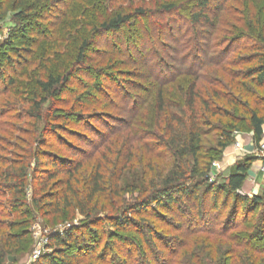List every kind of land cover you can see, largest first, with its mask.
<instances>
[{"label":"trees","instance_id":"obj_1","mask_svg":"<svg viewBox=\"0 0 264 264\" xmlns=\"http://www.w3.org/2000/svg\"><path fill=\"white\" fill-rule=\"evenodd\" d=\"M96 1L105 12L93 19ZM231 1L167 0L155 11L139 8L134 14H108L106 0H0V18L8 2L15 24L0 45V152H5L4 144L16 150L13 159L0 157V199L11 197L10 203L0 201V264L10 255L30 251L33 212L45 218L64 217L73 206L87 226L54 233L53 252L34 264H264V191L252 198L242 193L254 159L237 163L223 183L209 177L237 131H252L257 145L264 136V0H243L235 7ZM76 9L80 14L74 15ZM30 26L34 31L25 36ZM162 34L169 35L166 41ZM182 37L187 38L184 45ZM209 38L211 50L206 45ZM112 39L115 50L98 52V69L85 64L95 60L88 57L89 50L94 51L91 45L102 41L107 48ZM17 41L21 45H15ZM150 43L160 45V51ZM170 44L177 46L172 49ZM169 49L167 56L160 53ZM120 56H126L127 65L145 67L148 74L138 79L150 80L151 85H122L130 80L120 83L114 77L122 70L121 62L112 57ZM212 66L213 75H206ZM82 68L87 81L78 78L77 85L75 74ZM116 81L120 84L113 89L116 102H109L108 87ZM96 96L103 99L97 105ZM145 112L152 114L156 131L147 125L137 129ZM117 116L122 127L112 134L135 130L136 142L145 143L149 153L166 155V165L158 168L150 160L152 171L133 176L130 184L133 165L128 164L134 159L126 151L128 144L110 176L104 163L95 164L83 185V200L75 185L82 184L78 174L84 164L54 149L78 154L68 138L80 142L91 128L103 138L89 122L99 124ZM22 120L38 132L29 143L15 137L23 131L11 121ZM74 125L84 130L76 131ZM47 136L53 140L48 142ZM109 181L114 185L108 187ZM30 184L34 193L29 209L25 199ZM111 191L119 199L116 204L91 207ZM256 206L263 210L254 222L250 218ZM150 217L169 231L160 233ZM96 224H106L109 231L94 230ZM81 228H92L86 241L75 236ZM105 235L111 240L98 250Z\"/></svg>","mask_w":264,"mask_h":264},{"label":"rangeland","instance_id":"obj_2","mask_svg":"<svg viewBox=\"0 0 264 264\" xmlns=\"http://www.w3.org/2000/svg\"><path fill=\"white\" fill-rule=\"evenodd\" d=\"M110 1L106 0V6H107L106 12L108 14H113V13H118V14L119 13H124V14L133 13L134 14V11H136L139 8L147 9L148 11H155V10L159 9L161 7V5H163L167 2V0H118L116 3L112 2V1L110 2ZM5 2H6V0H5ZM239 2L242 3L243 0H236V1L233 0L229 4L233 5L232 7H235ZM96 3H97V5H96V8L94 10V13L91 16L92 18L94 16L97 17L99 15H102L105 12V11L102 12L103 9H101L100 1H96L94 4H96ZM73 9H75V8H73ZM73 9H72V13H73ZM79 10H81V9H76V11H74V15L80 14ZM96 10H99V12H97ZM13 16H14V12L12 11L9 3L7 2L3 17H2V19L0 18V45L5 43L9 39V37L12 33V30L15 28V24L13 23V18H14ZM84 21H85V19H84ZM151 21L155 22L156 20L153 19ZM78 22H79V20H78ZM154 25H156V24L151 23V26H154ZM159 25H161V24H159ZM32 31H34V29H32L30 26L29 28H27V31L24 32V35L29 36V34H31ZM149 31L151 32L150 34H152V30L150 29ZM142 35H144V33H142ZM176 35H177L176 36L177 40H179V37H180L179 34H176ZM146 36H147V33H146ZM148 36H150L149 33H148ZM161 36L163 37V40H165V41H166V38L169 37L168 34H167V37L164 34H162ZM113 39H114V37H113ZM113 39L110 40L111 43L108 42V46H106L107 48L104 47L102 41L99 42L98 45H96V46L91 45V48H93L94 51L89 50L88 57L91 58V60L92 59L96 60L98 58V54H99L98 52H100V51H105L106 53L110 54L111 50L112 51L115 50V49H112L110 46V45H112V42L115 41ZM186 39L187 38H184V37H182V39H180V40H182L181 42L183 45H184V43H186V41H185ZM118 40H120V43L126 42V41L124 42V40H126V39L119 38ZM21 42L22 41H17L14 44L19 46V45H21ZM139 44H141V43H139ZM170 45H172L171 46L172 49H175L173 47L177 46V44H170ZM206 45L209 47V50H211L212 45L210 47V38L208 39V41H206ZM140 46H143V45H140ZM149 46L150 47L154 46V49H156V48L158 50L160 49V45H155V44L151 45V43H150ZM95 51H97V52H95ZM160 53L162 55L167 56V54L169 55V53H170V49L168 50V52L161 51ZM163 53H166V54H163ZM105 56H107V55H105ZM115 56H119V55L115 54ZM112 58L114 59L115 63L118 61L121 62L119 65L120 70L133 72L134 76H130L128 78L126 76L125 77L122 76L124 74V73H122V71H120V72H118V74L114 75V77L119 82L120 81L122 82L123 79L124 80H128V79L130 80V83L126 84V85L123 84V82L122 83L120 82L126 88L133 87V86H135L136 83H138V84L143 83L144 85H148V86L151 85L150 80H147V82H145V81L142 82L143 80L138 79L141 74H142V76L143 75L146 76L148 74V71L146 70L145 67H143V66L136 67L134 65H132V66L127 65L126 64L127 63L126 56H124V57L120 56L118 58L112 57ZM98 59L96 61L93 60L91 62L86 61L85 64L90 66L91 68L96 69L97 66H95V64L98 61ZM165 59L168 60V57H165ZM98 68L99 67H97V69ZM213 70H216V68H214L212 66V67H208V69H206L204 72H207L206 75L208 74L210 76V75H213V72H214ZM75 75L77 76V78ZM75 75H74L73 79L76 78L77 85H78V78L80 81H83V82L87 81V79H85V77H84L87 75L86 70L84 68L79 70V72ZM131 81H132V83H131ZM119 82L116 81L117 84H112V83L109 84L108 90H109V88L112 90L110 92L107 90L109 93V96L111 97V98L107 99L109 102L110 101L116 102L115 101V98H116L115 94H117V93H113V91H115L113 89H116L114 87L120 86V84H118ZM69 87H70L69 89L71 90V87H74V89H75L76 86H69ZM173 89L174 88L171 87L170 91H173ZM93 99H94L93 101H94V103H96V105L100 104V102L103 100L102 96H96ZM105 102H107V101H104L103 103H105ZM121 104L124 107V104L123 103H121ZM88 105H91V102H89ZM26 107H27V105H25V108ZM95 108L96 107L93 106L91 110H94ZM147 113L145 112V114L148 115V117L145 115V118L142 119V123H140L138 125L137 129L142 128V126L146 127V125H147V126L151 127L150 128V129H152L151 131L154 132L156 130L154 128V125H152L153 124V122L151 120L152 114L151 113L147 114ZM114 114L119 115V112H117V113L115 112ZM149 114H150V116H149ZM117 121L119 122V117L116 119H112V120L109 118H105L104 121L102 123H99V124H97L94 120L89 122V124L95 128V130L97 131L98 134L103 132V138H100L99 136H97L95 132L92 133L93 128L88 129L87 131H84V134L79 139L80 142H76V140L74 138H68L72 142V147L74 149H78V154L74 150H73L74 152H72V151L67 150V148H63V147L54 149L56 152L60 151V154H62L65 158H68V159H70L76 163L82 162L84 164L81 172L78 174V177H80L81 181L83 180L82 184L75 185V190L79 193L78 195L83 200L86 198V192L83 191V185H84L85 181H88L87 180V179H89L88 176H90V172L93 171L95 164L97 162L99 163V161L104 163L106 165V167H108V169H109L108 175L110 176V174L112 173L111 168L117 163V159L119 160L118 162H120L121 159H123V157L125 155L124 150L127 149L126 146H128V144H131V147L128 148L126 151H129V153L131 155H133V159H134L133 164L131 161L128 164V165H130V164L133 165V167L132 166L130 167V171H129L130 174L128 176V181H130V184H133L132 182H135V181L130 179V178H133V176L137 177V176H140L141 174H145L147 172L152 171V169L149 168L150 160L154 159L153 160L154 162L151 165L156 167V164H157L158 168L161 165H163V167L166 165V162H167L166 159L168 158V157H166V155H160V151H157L156 152L157 154L154 152H153L154 154H152L151 152L149 153L146 150V147L144 145L145 143L143 144V142H141V143L136 142V140H137L136 136L137 135L135 133V130H133V132L130 134H128L127 132H121V134H122L121 136L119 134H112L113 131L118 132L119 129H121V127H122L119 125V123ZM11 122L14 123L17 127H19V129H22V131H23L22 135L19 132H16L15 137H21V139L23 141L29 143V141H31L33 136H36V137L38 136V132L36 131V129H33L32 131L29 129L31 127L27 126L28 122L26 120L11 121ZM71 127L76 131L80 130L82 132L84 130V128H82V126L79 127V126L74 125ZM71 127H69V128H71ZM140 131H143V130H140ZM40 133H41V131H40ZM234 136H235L234 143L229 148H227L225 150V152L222 154V156L217 161H215L213 163L211 171L209 173L210 181L211 182H217V183H223L227 177L226 175L229 172L230 168L234 167L239 162H242V161L245 162V161H248V160L250 161L251 159H254L252 167L254 166V169L256 170L257 176L262 177L261 179L263 180V183H261L262 182L261 180H260V183L264 184V172H263L264 149L262 148V145L264 144V136H263L262 141L258 145L255 143V138H254L253 132L248 130V129H245L244 131L243 130L237 131L234 134ZM51 137L52 136H47L48 142L53 140V138H51ZM150 140H144V141L147 142ZM12 142L17 144V141H15V140H12ZM3 147H4L5 152H3V153L0 152V157H3L7 161L10 159H13V157H14L13 153L16 152L15 148L8 147L5 144L3 145ZM20 152H21V150L19 151V153ZM105 158H107L108 161L105 160ZM45 162H46L45 158H42L41 163L44 164ZM107 162H109L110 166L107 165ZM137 171L140 172V174L138 173L135 175V173ZM31 175H32V173H30V176ZM249 177H252V176H250L248 174L247 179H249V180L248 181L246 180L247 183L244 184L245 187H247V189H245V190L249 189V186L251 184H253V181L254 182L259 181V180H255L254 178H251L252 179L251 180ZM30 178L33 179V175ZM108 183H109L108 187H110V184L114 185V183L112 181H109ZM112 191H111V194L109 196L106 195V198L108 197L107 199L105 197L99 198L96 202L91 204V205H96V204L97 205L91 206V207L92 208L97 207V210H98L104 205L111 206V205L116 204L119 199L116 198L115 194H113ZM56 192L60 193V190H56ZM33 193H34L33 188H32V185L30 184V186L28 187L27 195H26V199H25L26 205H27L26 207H28L29 209L31 208L30 203H31V198H32ZM0 201L3 202L4 204L10 203L11 197H5L3 199H0ZM232 203H233V200L231 202V205L225 211V214H224L225 218L228 216V214L232 210V205H233ZM73 207L74 208H72L70 212H67L64 217H48V218H45L43 215H41L37 212H33L32 217L33 218L35 217V220H31L30 224L28 225V238L33 243L30 251L23 253V254H17L16 253L15 255L8 256L5 264H34L45 254H49V253L53 252L54 248H50V237L52 235H54V233L65 232V231L69 230L71 227H86L87 226V224H85L86 218L81 216L78 213L76 206H73ZM262 210H263V206H256L255 212L252 214L250 219L254 220V222H255L260 217ZM108 211H106V213ZM192 211H193V213L197 212L195 209H192ZM103 213H105V212H103ZM102 214H101V217L103 216ZM170 215H172V214H170ZM215 217H216L215 212L211 208V214H210L209 218L213 219ZM148 219L150 222H153L154 226L160 231V233L166 234L167 231H169V228L166 227V225L164 223L158 222L153 217L152 218L150 217ZM49 220H51L52 224L49 223ZM92 228L94 230H100V231L103 230L106 232L109 231V228L107 227L106 224H104V225L96 224V225L92 226ZM92 228H89V229L81 228V229L76 231L75 236L78 239H80V241H86V239L89 237V234H90V231ZM15 231H18V230H15ZM110 240H111V238L109 239L105 235L103 242L97 247L98 250H102L104 243H106ZM139 245H141V240L139 241ZM158 245L161 246L160 243ZM37 252H39V257L37 259H35V255ZM116 253H118V252H116ZM68 254H71V253L69 252ZM124 258H126V257H124Z\"/></svg>","mask_w":264,"mask_h":264},{"label":"crops","instance_id":"obj_3","mask_svg":"<svg viewBox=\"0 0 264 264\" xmlns=\"http://www.w3.org/2000/svg\"><path fill=\"white\" fill-rule=\"evenodd\" d=\"M231 169L232 168H230L229 172L227 173V175H226L227 177L230 176ZM248 174L250 176H252V177H249L250 179L251 178H254L255 180H259V181H256V182L253 181V184H251L249 186V189L248 190H245V189H247V187H245V185H244L243 186V189H242V193L245 194V195H248L250 198H252L254 196H260V195H262V193L264 191V188H263L264 187L263 186L264 184H261V183H263V180L261 179L262 178L261 176H259V177L257 176L256 170L254 169V166L249 170ZM248 180L249 179H247V181ZM260 180L262 181L261 183H260ZM246 183L247 182H245V184Z\"/></svg>","mask_w":264,"mask_h":264},{"label":"built area","instance_id":"obj_4","mask_svg":"<svg viewBox=\"0 0 264 264\" xmlns=\"http://www.w3.org/2000/svg\"><path fill=\"white\" fill-rule=\"evenodd\" d=\"M262 148L264 149V144L262 145ZM263 172H264V168H263ZM38 257H39V252L36 253L35 259H37Z\"/></svg>","mask_w":264,"mask_h":264}]
</instances>
